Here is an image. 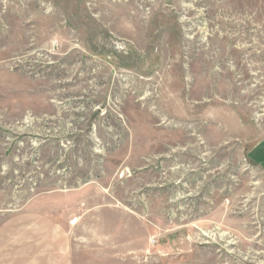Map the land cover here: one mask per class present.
<instances>
[{
    "label": "rangeland",
    "instance_id": "1",
    "mask_svg": "<svg viewBox=\"0 0 264 264\" xmlns=\"http://www.w3.org/2000/svg\"><path fill=\"white\" fill-rule=\"evenodd\" d=\"M262 142L264 0H0V264H264Z\"/></svg>",
    "mask_w": 264,
    "mask_h": 264
},
{
    "label": "crops",
    "instance_id": "2",
    "mask_svg": "<svg viewBox=\"0 0 264 264\" xmlns=\"http://www.w3.org/2000/svg\"><path fill=\"white\" fill-rule=\"evenodd\" d=\"M248 159L264 170V142L248 152Z\"/></svg>",
    "mask_w": 264,
    "mask_h": 264
},
{
    "label": "built area",
    "instance_id": "3",
    "mask_svg": "<svg viewBox=\"0 0 264 264\" xmlns=\"http://www.w3.org/2000/svg\"><path fill=\"white\" fill-rule=\"evenodd\" d=\"M78 222H79V219L75 218L74 220L70 221V226L74 227V226L78 225Z\"/></svg>",
    "mask_w": 264,
    "mask_h": 264
}]
</instances>
